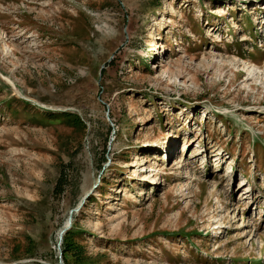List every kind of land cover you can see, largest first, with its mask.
Instances as JSON below:
<instances>
[{
	"label": "rangeland",
	"instance_id": "obj_1",
	"mask_svg": "<svg viewBox=\"0 0 264 264\" xmlns=\"http://www.w3.org/2000/svg\"><path fill=\"white\" fill-rule=\"evenodd\" d=\"M262 5L0 0V264H264Z\"/></svg>",
	"mask_w": 264,
	"mask_h": 264
},
{
	"label": "trees",
	"instance_id": "obj_2",
	"mask_svg": "<svg viewBox=\"0 0 264 264\" xmlns=\"http://www.w3.org/2000/svg\"><path fill=\"white\" fill-rule=\"evenodd\" d=\"M49 115H51V117H62L64 120H71L75 123H78L77 121V118L76 116L74 115H70L69 113H61V114H58L56 116H53L52 114L49 113ZM70 236V232H66L64 235H63V242H62V249H63V252H62V258H65V255H66V250H70V252H74L71 250V243L68 239V237ZM76 253H73V255H75Z\"/></svg>",
	"mask_w": 264,
	"mask_h": 264
},
{
	"label": "water",
	"instance_id": "obj_3",
	"mask_svg": "<svg viewBox=\"0 0 264 264\" xmlns=\"http://www.w3.org/2000/svg\"><path fill=\"white\" fill-rule=\"evenodd\" d=\"M82 203H83V200H82L81 203L78 204V206H77L75 209L71 210V211L69 212V214H71V213L77 211V210L81 207ZM70 227H71V222H70V220H67L66 225H65V226L59 231V233L57 234V237H58V243L61 242V237H62V235H63L67 230H69ZM58 264H61V263L59 262Z\"/></svg>",
	"mask_w": 264,
	"mask_h": 264
}]
</instances>
